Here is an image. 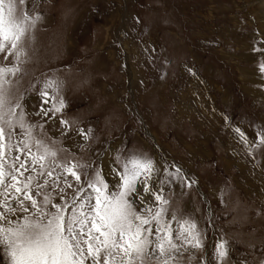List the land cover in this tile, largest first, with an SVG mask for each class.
<instances>
[{
	"label": "rangeland",
	"instance_id": "obj_1",
	"mask_svg": "<svg viewBox=\"0 0 264 264\" xmlns=\"http://www.w3.org/2000/svg\"><path fill=\"white\" fill-rule=\"evenodd\" d=\"M13 2L41 16L22 44L11 98L28 124L44 125L33 135L57 153L47 165H82L83 178L119 167L117 155L152 159L154 188L166 181V215L194 221L204 240L203 252L177 264H216L219 241L225 264H264V0ZM48 80L66 105L55 118L37 115ZM176 169L180 180L164 175Z\"/></svg>",
	"mask_w": 264,
	"mask_h": 264
},
{
	"label": "snow or ice",
	"instance_id": "obj_2",
	"mask_svg": "<svg viewBox=\"0 0 264 264\" xmlns=\"http://www.w3.org/2000/svg\"><path fill=\"white\" fill-rule=\"evenodd\" d=\"M40 20L39 14L18 11L13 0H0V54L6 62L11 58V63L0 64V252L6 257L4 264H177L190 249L203 252L197 224L166 215V181L156 180L160 187L154 188L153 178L160 170L152 159L117 155L119 167L113 165L110 173L93 168L83 178L77 171L82 165L54 160L51 167L47 165L57 153L33 135L34 128L44 125L28 124L23 106L11 98L26 55L22 44ZM258 70L264 75V63ZM58 87L53 80L45 82L37 115L51 113L55 118L62 113L66 105L57 98ZM60 124L68 127L65 119ZM17 129L22 139H17ZM235 131L245 143H256L248 141L239 128ZM80 135L88 138L83 131ZM258 135V146H264V129ZM164 175L180 180L181 170ZM214 252L216 264H225L226 242H217Z\"/></svg>",
	"mask_w": 264,
	"mask_h": 264
},
{
	"label": "water",
	"instance_id": "obj_3",
	"mask_svg": "<svg viewBox=\"0 0 264 264\" xmlns=\"http://www.w3.org/2000/svg\"><path fill=\"white\" fill-rule=\"evenodd\" d=\"M200 193H201V195H202V197L204 198V200H205V196L203 195V193L200 191Z\"/></svg>",
	"mask_w": 264,
	"mask_h": 264
},
{
	"label": "bare ground",
	"instance_id": "obj_4",
	"mask_svg": "<svg viewBox=\"0 0 264 264\" xmlns=\"http://www.w3.org/2000/svg\"><path fill=\"white\" fill-rule=\"evenodd\" d=\"M107 156V155H106ZM204 195V194H203Z\"/></svg>",
	"mask_w": 264,
	"mask_h": 264
}]
</instances>
